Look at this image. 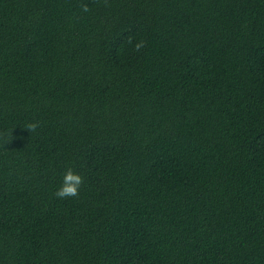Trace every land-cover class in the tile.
<instances>
[{
	"label": "trees",
	"instance_id": "trees-1",
	"mask_svg": "<svg viewBox=\"0 0 264 264\" xmlns=\"http://www.w3.org/2000/svg\"><path fill=\"white\" fill-rule=\"evenodd\" d=\"M0 264H264V0H0Z\"/></svg>",
	"mask_w": 264,
	"mask_h": 264
},
{
	"label": "clouds",
	"instance_id": "clouds-1",
	"mask_svg": "<svg viewBox=\"0 0 264 264\" xmlns=\"http://www.w3.org/2000/svg\"><path fill=\"white\" fill-rule=\"evenodd\" d=\"M83 11H88V6H83ZM39 127L38 122L29 123L25 126L30 133L35 132ZM13 138V137H12ZM83 184V177L79 174H76L69 168L63 176L62 184L55 192V196L59 199H67L70 197H76L79 195V189Z\"/></svg>",
	"mask_w": 264,
	"mask_h": 264
}]
</instances>
